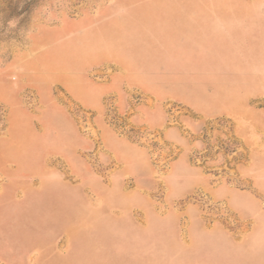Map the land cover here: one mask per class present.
Returning <instances> with one entry per match:
<instances>
[{
	"label": "rangeland",
	"instance_id": "rangeland-1",
	"mask_svg": "<svg viewBox=\"0 0 264 264\" xmlns=\"http://www.w3.org/2000/svg\"><path fill=\"white\" fill-rule=\"evenodd\" d=\"M193 8L258 16L264 25V0H0V264H264V227L257 225L264 213L235 214L200 192L169 208L162 180L153 197L158 208H127L136 184L115 179L120 166L100 133L107 126L146 148L160 175L169 173L181 150L162 130L134 126L142 96L126 90L121 109L111 80L115 56L132 49L141 23ZM165 108L166 128L193 141L213 134L212 145L190 155L215 175L213 184L224 178L250 188L236 172L233 161L246 150L228 121L194 134L180 122L186 111L171 102ZM216 124L220 134L210 132ZM214 156L225 163L207 165ZM257 199L264 210V196ZM128 221H150L148 237L68 235L81 222Z\"/></svg>",
	"mask_w": 264,
	"mask_h": 264
},
{
	"label": "crops",
	"instance_id": "crops-1",
	"mask_svg": "<svg viewBox=\"0 0 264 264\" xmlns=\"http://www.w3.org/2000/svg\"><path fill=\"white\" fill-rule=\"evenodd\" d=\"M159 13L132 37V49L124 58H116L112 88L123 109L129 90L142 96L134 107L131 123L138 127L162 130L165 141L181 150L171 163L169 173L161 176L152 164L146 148L120 137L102 126L104 147L120 166L115 179L136 184L127 208L149 214L158 208L154 193L162 180L169 208L183 198L200 192L211 202L222 203L235 214H262L258 196H264V25L258 18H238L234 14L199 11ZM125 89V90H124ZM124 90V91H123ZM167 102L186 111L180 122L191 133H205L208 124L218 120L230 123L239 152L234 160L241 180L249 189L230 185L224 178L215 185V175L190 161L192 151L212 145V135L203 140L185 137L178 127H167ZM216 124L211 133H219ZM214 156L207 165L225 163ZM222 176L226 173H221ZM195 208L194 206H188ZM151 222H81L68 228L71 239L86 235L137 240L147 238ZM264 227V221L257 222ZM194 228H198L197 223ZM98 230V231H95Z\"/></svg>",
	"mask_w": 264,
	"mask_h": 264
}]
</instances>
